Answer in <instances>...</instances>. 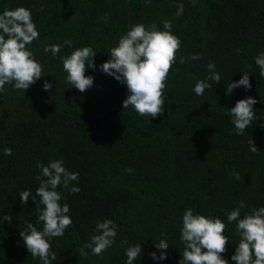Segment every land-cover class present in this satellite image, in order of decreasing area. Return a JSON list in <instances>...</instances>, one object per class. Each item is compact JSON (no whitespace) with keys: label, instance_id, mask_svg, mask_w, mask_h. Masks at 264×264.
I'll list each match as a JSON object with an SVG mask.
<instances>
[{"label":"trees","instance_id":"trees-1","mask_svg":"<svg viewBox=\"0 0 264 264\" xmlns=\"http://www.w3.org/2000/svg\"><path fill=\"white\" fill-rule=\"evenodd\" d=\"M181 3L183 14L176 16ZM17 7L32 13L40 35L26 47L43 75L26 92L13 84L0 92V218L12 217L0 224V264H40L20 236L28 222L42 231L37 202L30 196L22 205L20 193L35 195L38 162L58 159L79 173L70 187L81 191L57 189L72 224L50 240L56 253L51 264H126V249L137 243L143 253L133 264H179L189 208L227 224L229 242L222 255L235 264L231 257L240 237L227 214L240 202L245 204L241 218L264 207V77L255 63L264 52V0H0V13ZM165 20L181 40L166 80L165 111L156 118L140 116L131 106L123 109L127 86L100 65L132 26L156 24L163 30ZM68 40L70 46L64 44ZM56 44L64 46L55 56L44 51ZM86 46L97 52L96 68L86 66L85 73L95 80L81 93L67 81L63 58ZM192 54L201 58L191 60ZM209 63L221 82L209 81L212 89L198 96L194 88L210 75ZM243 72L249 73L251 89L227 95L226 85ZM45 80L53 84L51 91L43 89ZM249 96L257 100L258 118L240 135L228 109ZM128 168L135 171L129 174ZM108 219L117 225L114 244L100 256L90 249L80 255L97 234L96 223ZM161 239L169 244L167 259L153 260L150 254L159 256L154 244Z\"/></svg>","mask_w":264,"mask_h":264},{"label":"clouds","instance_id":"clouds-1","mask_svg":"<svg viewBox=\"0 0 264 264\" xmlns=\"http://www.w3.org/2000/svg\"><path fill=\"white\" fill-rule=\"evenodd\" d=\"M176 16L183 14L184 5L177 6ZM172 22L163 21V30H159L156 24L145 25L138 23L131 27L119 39L118 46L110 51V58L100 65V71L114 77L121 84L127 86V97L123 101V109L130 106L140 116L156 118L163 116L165 106L166 80L176 62L177 52L181 48V40L172 33ZM39 32L33 22L32 13L28 8L17 7L12 10L5 9L0 13V92L4 91L6 84H13L17 90L30 88L43 75L40 62L35 59V54L29 46L39 38ZM71 41H65V45H71ZM64 45L56 44L45 47L44 51L55 56ZM95 52L91 47L77 48L69 56L63 58V69L67 73V81L85 93L93 87L95 77L86 75L87 68L95 69ZM199 54L190 55L191 60L200 59ZM186 59L180 58L184 64ZM255 63L259 67V75L264 77V52L255 57ZM210 75L199 80L194 92L200 96L205 89H212V83L221 82V76L216 72L215 64L207 65ZM243 87L250 90L252 85L249 73L243 72L238 81H231L226 85V94L231 95L237 88ZM45 91H51L53 84L45 80ZM257 100L251 96L238 100L229 110L235 132L242 135L245 130L257 119L253 106ZM250 151L255 153L258 148L253 139L249 140ZM6 155H11V149H5ZM37 167L41 175L36 177L40 181L39 187L33 195L31 190H23L20 193L21 204L27 205L31 196L37 202L39 210L36 223H42L43 229L38 230L35 224L28 222L20 232L24 245L33 258H39L40 264H51L56 260V253L52 251L50 240L64 235L65 230L72 224L68 215V204L61 205V193L59 186L78 194V187H70L73 181H77L79 173L71 172L64 166L63 160L51 161L48 165L38 162ZM135 170L126 169L131 174ZM43 177V179H42ZM39 197V200L36 199ZM41 205L44 207L41 209ZM245 207L243 202L227 214L229 223H236V230L240 237L234 255L231 257L235 264H264V207L254 208L251 213L245 212L241 218V209ZM7 220L11 222V215L0 218V224ZM227 224L221 218L206 217L194 214L189 208L183 215L181 229V241L184 244L182 259L179 264H229L223 257L227 251L228 237L225 235ZM97 234L91 237V242L86 243L80 250V255H87L84 249H90L91 253L100 256L115 242L117 225L111 219L96 223ZM154 247L160 250L150 255L153 260L167 259L169 244L166 239L155 242ZM143 253V246L137 243L126 249V264H133Z\"/></svg>","mask_w":264,"mask_h":264}]
</instances>
